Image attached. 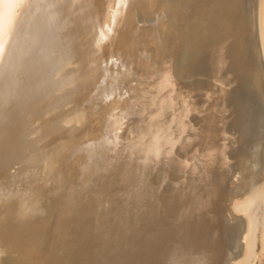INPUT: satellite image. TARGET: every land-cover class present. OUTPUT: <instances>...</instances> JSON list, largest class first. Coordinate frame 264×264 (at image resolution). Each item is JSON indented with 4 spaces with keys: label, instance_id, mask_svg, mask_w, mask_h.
I'll return each mask as SVG.
<instances>
[{
    "label": "bare ground",
    "instance_id": "bare-ground-1",
    "mask_svg": "<svg viewBox=\"0 0 264 264\" xmlns=\"http://www.w3.org/2000/svg\"><path fill=\"white\" fill-rule=\"evenodd\" d=\"M121 1L0 0V264H247L264 202V0ZM115 40L154 85L120 91L121 60L106 107L64 99ZM104 171L108 198L93 188Z\"/></svg>",
    "mask_w": 264,
    "mask_h": 264
},
{
    "label": "rangeland",
    "instance_id": "rangeland-1",
    "mask_svg": "<svg viewBox=\"0 0 264 264\" xmlns=\"http://www.w3.org/2000/svg\"><path fill=\"white\" fill-rule=\"evenodd\" d=\"M100 1V0H98ZM102 1V0H101ZM107 1H110V0H107ZM127 0H122L120 3H123V6L124 4L126 6L124 7H131L132 6V2H134L135 0H128V3L131 5H128L127 2H125ZM132 1V2H130ZM153 2H156L158 3L159 0H153ZM132 3V4H131ZM121 42V41H120ZM122 44V45H121ZM121 45V46H120ZM112 47H110L109 51L107 52L106 54V58L104 57V60L103 62H101V64H99L94 71L90 72L91 74L84 80V82H82V84L80 86H76L74 84V82H71L69 81L68 83H62L60 84L61 86V90L63 91L64 93V99L68 100L69 97L72 99L73 96L75 95L76 91L78 92L79 90V93H82L83 97H82V100L80 103V107L82 108V106H84L85 104H93L94 102H97V103H100L102 106H105L108 105L109 102H111L112 100L115 99V96H116V93H105L103 95H98V93L101 92L100 87H102L103 85H111V84H116L117 82V78H118V66L122 60V62L125 63V68H124V73H126V85L123 86L122 88H120V91H122L124 88H128V87H131V88H134L133 86H137L139 83H141V79H143L145 82L144 84L146 85L147 84V87H151L154 85L155 83V78H154V75L153 72H148V73H140L138 71H134L135 68H134V65L132 63L131 60L128 59L127 55L125 54V49H126V44L124 45V43H119V40H115L113 42V44L111 45ZM125 47L124 48H121V47ZM122 52H120L121 50H123ZM120 50V51H119ZM120 52V53H119ZM123 52H124V57H123ZM122 53V54H121ZM117 54V55H116ZM119 54V55H118ZM121 54V55H120ZM126 55V56H125ZM120 56V57H119ZM119 58V59H118ZM127 58V59H126ZM111 59V60H110ZM117 60V61H115ZM131 61V63L129 62ZM116 63V65L114 64ZM103 64V65H102ZM131 65V66H130ZM115 66V67H114ZM133 69L131 71V69ZM131 71V73H130ZM106 72V73H105ZM109 72V73H108ZM128 72V73H127ZM134 74V73H137L136 75H131V74ZM128 74V75H127ZM140 74V75H139ZM145 74V75H143ZM147 75V76H146ZM137 76V78H136ZM102 77V78H101ZM133 77L136 79L134 80ZM150 78V79H149ZM154 78V79H153ZM93 79V80H92ZM95 80V81H94ZM132 80V81H131ZM89 84H92L93 82V86L92 85H89L87 82H89ZM152 81V82H150ZM137 83V84H136ZM89 85V86H86ZM131 84V86H130ZM135 84V85H134ZM75 85V86H74ZM85 87V88H84ZM93 87V88H91ZM83 88V89H82ZM91 88V90H90ZM60 90V92H62ZM69 90V92H71V94L67 93ZM75 90V91H74ZM81 90V91H80ZM90 90V91H89ZM74 91V92H72ZM89 91V93H88ZM74 93V94H73ZM69 94V95H66ZM86 95V96H84ZM69 99V100H71ZM104 101H106L104 103ZM103 103V104H102ZM84 104V105H83ZM80 107L76 108V109H73V111L71 112H75L79 109H81ZM103 107V108H105ZM99 114V113H98ZM72 116V115H71ZM93 119V116H88L87 118H79V117H74V118H71L70 120H68L66 123L67 124H70L71 125L69 127L72 126V128L70 129H74L76 132L78 131H81L83 128H85L89 122H91ZM78 120V121H77ZM89 120V121H88ZM91 120V121H90ZM73 121H77V122H74ZM88 121V122H87ZM87 122V123H86ZM65 123V124H66ZM73 123V125H72ZM80 124V127L79 126V130L78 129H75V124ZM86 123V124H85ZM64 124V125H65ZM66 124V125H67ZM85 124V125H84ZM84 125V127H83ZM74 126V127H73ZM68 125L66 126V128H69ZM73 130V131H74ZM66 150V149H65ZM65 150H62V154L61 157L59 158V164H57L56 166V172L58 173H61V172H67L68 168L71 166L70 163L72 162V159L74 158V156L76 154H78V149L77 148H74V145L71 146V149L65 151ZM66 154V155H65ZM96 154H90V151L86 149L83 150V153H82V156H84L83 160L80 162V164H78L76 167H77V175H75V186L77 187H80L81 186V182H83V180L87 179L91 176V173L90 172H84V168L86 167L87 163H95L94 160L96 159ZM89 157V158H88ZM95 157V158H94ZM86 158V159H85ZM91 159V160H89ZM93 159V160H92ZM88 160V161H87ZM69 162V163H68ZM59 165V166H58ZM61 165V166H60ZM66 165V166H65ZM73 167V166H72ZM79 167V168H78ZM173 171V170H171ZM83 172V174H82ZM108 172V171H107ZM106 171L102 172V175H99V176H93L94 178V184H93V188L95 190V192H98L100 195H104L106 198H108L109 196L111 197L112 196V193L113 191H117V188H115L113 186V188L110 189V187L106 188L104 186L103 188V185H102V179L105 178V176L107 175ZM88 173V174H87ZM87 174V175H86ZM89 176V177H88ZM79 177V178H78ZM100 179V181H99ZM156 182L158 183V180L156 179ZM97 184V185H96ZM100 184V185H99ZM102 185V186H101ZM158 185V184H157ZM103 189H102V188ZM112 187V186H111ZM98 189V190H97ZM101 191H100V190ZM112 191H110V190ZM112 189H115V190H112ZM108 190H109V194L108 193ZM172 189H169L168 191H170ZM111 192V193H110ZM116 193V192H115ZM114 193V194H115ZM68 196H64L59 203H62L63 204L60 206V208L62 209V211H70L71 210V206L69 205V201H68ZM109 207H107L106 209H109ZM261 208L263 211H257L256 214H257V229H256V232H255V239H254V247H253V252H252V255L250 256L249 258V261L247 264H264V202L263 204L261 205ZM57 211V210H55ZM59 211V210H58ZM160 211V210H159Z\"/></svg>",
    "mask_w": 264,
    "mask_h": 264
},
{
    "label": "snow or ice",
    "instance_id": "snow-or-ice-1",
    "mask_svg": "<svg viewBox=\"0 0 264 264\" xmlns=\"http://www.w3.org/2000/svg\"><path fill=\"white\" fill-rule=\"evenodd\" d=\"M177 264H178V262H177Z\"/></svg>",
    "mask_w": 264,
    "mask_h": 264
}]
</instances>
